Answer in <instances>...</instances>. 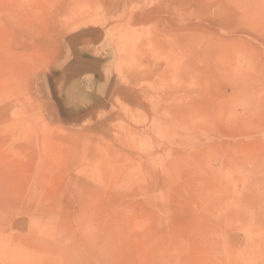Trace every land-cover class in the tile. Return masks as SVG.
<instances>
[{"label": "rangeland", "instance_id": "374dc122", "mask_svg": "<svg viewBox=\"0 0 264 264\" xmlns=\"http://www.w3.org/2000/svg\"><path fill=\"white\" fill-rule=\"evenodd\" d=\"M0 264H264V0H0Z\"/></svg>", "mask_w": 264, "mask_h": 264}, {"label": "bare ground", "instance_id": "6f19581e", "mask_svg": "<svg viewBox=\"0 0 264 264\" xmlns=\"http://www.w3.org/2000/svg\"><path fill=\"white\" fill-rule=\"evenodd\" d=\"M228 73V72H227ZM230 123V122H229Z\"/></svg>", "mask_w": 264, "mask_h": 264}]
</instances>
